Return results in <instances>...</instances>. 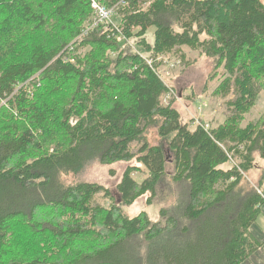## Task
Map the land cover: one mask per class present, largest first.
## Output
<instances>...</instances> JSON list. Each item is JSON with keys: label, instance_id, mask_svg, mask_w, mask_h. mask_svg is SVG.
I'll use <instances>...</instances> for the list:
<instances>
[{"label": "trees", "instance_id": "1", "mask_svg": "<svg viewBox=\"0 0 264 264\" xmlns=\"http://www.w3.org/2000/svg\"><path fill=\"white\" fill-rule=\"evenodd\" d=\"M102 2L114 15L91 28L88 0H0V264H243L262 246L264 167L247 176L264 113L243 123L264 92V0ZM184 48L212 61L218 98L233 94L215 129L166 102L160 69L180 54L191 67ZM94 161L134 162L119 199L68 181ZM147 195L167 203L159 219L129 217Z\"/></svg>", "mask_w": 264, "mask_h": 264}, {"label": "rangeland", "instance_id": "2", "mask_svg": "<svg viewBox=\"0 0 264 264\" xmlns=\"http://www.w3.org/2000/svg\"><path fill=\"white\" fill-rule=\"evenodd\" d=\"M155 29L149 30L150 40L152 42V34ZM22 46H25L28 41H21ZM134 52L137 50L131 45ZM183 55L186 60L192 61L194 64L184 69L179 63L176 62V58H180L181 54L173 57L167 56L165 58L164 65L160 69V76L164 80L165 84L171 88L170 95L166 97V102L173 101V106L176 108L182 117L183 123H189L192 128L204 125L208 129H215L219 124L223 123L231 114V110L228 107V102L233 99V94L226 99L218 98L214 92L216 90L217 83L211 84L209 82V76L213 69V63L211 60L200 55V52L190 50L188 48L183 49ZM264 113V92L260 93L258 101L252 111L246 115L243 126L249 122L255 121ZM148 140L152 145H160L167 151L169 160H172V155L169 152V141L162 140L158 137L157 129L152 128L147 134ZM258 168L248 174L249 181L257 184L262 169L264 167V161L260 158L257 160ZM131 164L119 162L110 165H101L94 161L88 164L84 171L75 177H69V182H88L101 185L109 189L114 198H118L117 186L122 181L125 170ZM169 173L172 172V167H168ZM144 177L137 176V179L141 181ZM148 195L140 198L130 207L125 208V212L129 217H135L141 213H147V215L154 221L159 219V211L167 203L161 200L156 201L153 205L147 204ZM102 203V200L99 199ZM98 202V203H99ZM255 231H261L264 229V214L262 213L258 218L257 223L253 226Z\"/></svg>", "mask_w": 264, "mask_h": 264}, {"label": "built area", "instance_id": "3", "mask_svg": "<svg viewBox=\"0 0 264 264\" xmlns=\"http://www.w3.org/2000/svg\"><path fill=\"white\" fill-rule=\"evenodd\" d=\"M96 16L95 23L91 27L103 24H109L114 15V10L106 7L102 0H88ZM208 129V128H207Z\"/></svg>", "mask_w": 264, "mask_h": 264}, {"label": "crops", "instance_id": "4", "mask_svg": "<svg viewBox=\"0 0 264 264\" xmlns=\"http://www.w3.org/2000/svg\"><path fill=\"white\" fill-rule=\"evenodd\" d=\"M262 213L264 214V206L261 209V214ZM252 232L261 242L262 246L260 250L253 257H251V259L244 262L243 264H264V229H261V231H255L253 227Z\"/></svg>", "mask_w": 264, "mask_h": 264}, {"label": "bare ground", "instance_id": "5", "mask_svg": "<svg viewBox=\"0 0 264 264\" xmlns=\"http://www.w3.org/2000/svg\"><path fill=\"white\" fill-rule=\"evenodd\" d=\"M103 1V0H102Z\"/></svg>", "mask_w": 264, "mask_h": 264}]
</instances>
